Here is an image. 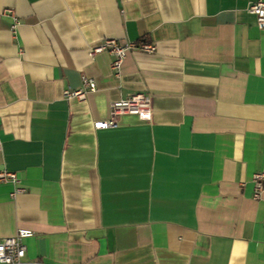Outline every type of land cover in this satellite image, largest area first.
Masks as SVG:
<instances>
[{
	"label": "crops",
	"instance_id": "obj_1",
	"mask_svg": "<svg viewBox=\"0 0 264 264\" xmlns=\"http://www.w3.org/2000/svg\"><path fill=\"white\" fill-rule=\"evenodd\" d=\"M254 0H0V240L26 264H264V30ZM13 9L17 34L3 15ZM147 43L120 78L104 39ZM84 100L63 99L81 88ZM145 92L151 118L95 129Z\"/></svg>",
	"mask_w": 264,
	"mask_h": 264
},
{
	"label": "built area",
	"instance_id": "obj_2",
	"mask_svg": "<svg viewBox=\"0 0 264 264\" xmlns=\"http://www.w3.org/2000/svg\"><path fill=\"white\" fill-rule=\"evenodd\" d=\"M247 12L255 17V23L259 30H264V0H254ZM3 15L12 20V32L17 34L20 20L15 10L5 9ZM139 50L146 53L155 51V46L147 43L119 42L116 39H104L97 46L88 49V55L93 58L97 54L107 53L112 57L110 69L115 78L119 79L123 61L129 52ZM81 88L77 90H64L63 99L69 101L76 99L82 101L86 94L96 90L95 83L87 77H82ZM123 115L135 116L138 121L146 122L151 118L150 98L145 92L130 94L124 99H119L109 105V117L103 121L94 123L95 129L116 128L119 118ZM2 145L0 136V147ZM253 199H259L264 189V171L252 175ZM0 184H13L15 189L11 194L15 197L23 191L20 186V178L16 172L8 170L0 171ZM34 231L28 228H19L14 236L0 240V264H26L27 246L25 241L34 237Z\"/></svg>",
	"mask_w": 264,
	"mask_h": 264
}]
</instances>
